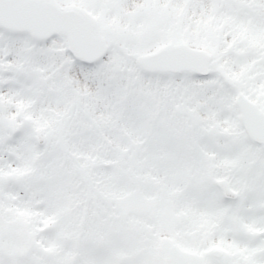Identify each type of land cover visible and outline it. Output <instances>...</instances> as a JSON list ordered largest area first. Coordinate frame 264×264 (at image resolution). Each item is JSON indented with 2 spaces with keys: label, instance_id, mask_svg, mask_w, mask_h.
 Instances as JSON below:
<instances>
[{
  "label": "snow or ice",
  "instance_id": "6c2138e0",
  "mask_svg": "<svg viewBox=\"0 0 264 264\" xmlns=\"http://www.w3.org/2000/svg\"><path fill=\"white\" fill-rule=\"evenodd\" d=\"M0 264H264V0H0Z\"/></svg>",
  "mask_w": 264,
  "mask_h": 264
}]
</instances>
